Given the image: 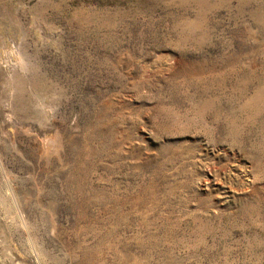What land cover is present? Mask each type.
Here are the masks:
<instances>
[{
	"label": "rangeland",
	"instance_id": "374dc122",
	"mask_svg": "<svg viewBox=\"0 0 264 264\" xmlns=\"http://www.w3.org/2000/svg\"><path fill=\"white\" fill-rule=\"evenodd\" d=\"M0 264H264V0H0Z\"/></svg>",
	"mask_w": 264,
	"mask_h": 264
}]
</instances>
